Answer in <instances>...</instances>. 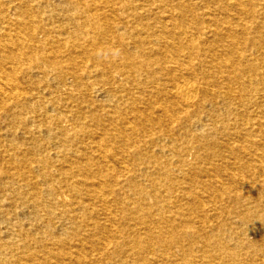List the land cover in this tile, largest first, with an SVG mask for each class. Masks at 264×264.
Returning a JSON list of instances; mask_svg holds the SVG:
<instances>
[{"label": "bare ground", "instance_id": "1", "mask_svg": "<svg viewBox=\"0 0 264 264\" xmlns=\"http://www.w3.org/2000/svg\"><path fill=\"white\" fill-rule=\"evenodd\" d=\"M0 264H264V0H0Z\"/></svg>", "mask_w": 264, "mask_h": 264}, {"label": "rangeland", "instance_id": "2", "mask_svg": "<svg viewBox=\"0 0 264 264\" xmlns=\"http://www.w3.org/2000/svg\"><path fill=\"white\" fill-rule=\"evenodd\" d=\"M249 236V235H248ZM253 236V235H252ZM252 236L250 235L249 237L252 238Z\"/></svg>", "mask_w": 264, "mask_h": 264}]
</instances>
